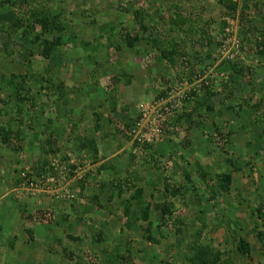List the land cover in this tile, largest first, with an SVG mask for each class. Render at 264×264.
I'll return each mask as SVG.
<instances>
[{
    "label": "rangeland",
    "instance_id": "1",
    "mask_svg": "<svg viewBox=\"0 0 264 264\" xmlns=\"http://www.w3.org/2000/svg\"><path fill=\"white\" fill-rule=\"evenodd\" d=\"M231 1L0 0V264H264V0Z\"/></svg>",
    "mask_w": 264,
    "mask_h": 264
},
{
    "label": "trees",
    "instance_id": "2",
    "mask_svg": "<svg viewBox=\"0 0 264 264\" xmlns=\"http://www.w3.org/2000/svg\"><path fill=\"white\" fill-rule=\"evenodd\" d=\"M219 2H220L221 4H223V5H225L226 7H229L230 9H234V8H235V3L232 2L231 0H219ZM134 17H135L136 22L139 23V22H140V19L137 18V12H134ZM177 18H178V20L181 21V22H182V20H184L182 17H179V15H177ZM174 22L177 23V21H174ZM253 48H254V51H255V54H256V55H258V56H260V57H264V40H261V39L258 40L256 43H254V47H253ZM173 52H175V50L171 49L170 51H168L167 54L170 56ZM42 54H43V56H44V54H45V50L42 52ZM162 54H163V53H162ZM163 56H165V55H163ZM184 115H185L186 117H188V116H189V113L185 112ZM169 123L172 124L171 120H170ZM10 133H11L10 130H7V131H6L5 139L8 140ZM14 134L17 135L16 133H14ZM3 139H4V138H3Z\"/></svg>",
    "mask_w": 264,
    "mask_h": 264
},
{
    "label": "built area",
    "instance_id": "3",
    "mask_svg": "<svg viewBox=\"0 0 264 264\" xmlns=\"http://www.w3.org/2000/svg\"><path fill=\"white\" fill-rule=\"evenodd\" d=\"M162 108H163V109H162L163 113L168 114V113L171 111V109L173 108V105L169 104L168 106H164V107H162ZM142 110H143V111L145 110L144 107L142 108ZM142 114L144 115V113H142ZM158 116H159V117H163V115H162L161 113H159ZM132 131H134V130H132ZM135 134H136V133H135ZM135 138H136V140H138V141L141 140L140 136H138V135H136ZM22 175H24V173H22Z\"/></svg>",
    "mask_w": 264,
    "mask_h": 264
},
{
    "label": "crops",
    "instance_id": "4",
    "mask_svg": "<svg viewBox=\"0 0 264 264\" xmlns=\"http://www.w3.org/2000/svg\"><path fill=\"white\" fill-rule=\"evenodd\" d=\"M2 217V216H1Z\"/></svg>",
    "mask_w": 264,
    "mask_h": 264
}]
</instances>
